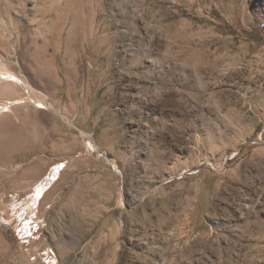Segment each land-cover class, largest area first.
<instances>
[{
	"label": "rangeland",
	"instance_id": "1",
	"mask_svg": "<svg viewBox=\"0 0 264 264\" xmlns=\"http://www.w3.org/2000/svg\"><path fill=\"white\" fill-rule=\"evenodd\" d=\"M0 264H264V0H0Z\"/></svg>",
	"mask_w": 264,
	"mask_h": 264
},
{
	"label": "bare ground",
	"instance_id": "2",
	"mask_svg": "<svg viewBox=\"0 0 264 264\" xmlns=\"http://www.w3.org/2000/svg\"><path fill=\"white\" fill-rule=\"evenodd\" d=\"M200 58V57H199ZM203 60V59H202ZM186 62V61H185ZM186 63H188V62H186ZM208 64V63H207ZM5 73H10V74H13L12 72H10L9 70H6L5 71ZM16 75H14V77H15ZM56 168H58V167H56ZM54 170V169H53ZM58 170H60V169H58ZM57 171V170H56ZM49 182H50V180H49ZM33 188H34V190H33V192H32V196H33V203L34 204H36L37 202H38V200H39V198L41 197H43V194H45L46 192H44L45 191V184L44 183H42V182H39L38 181V183L37 182H35V184L33 185ZM31 192V191H30ZM46 195V194H45ZM40 198V199H41ZM31 199V198H30ZM39 204H40V200H39ZM37 208V207H36ZM26 227V226H25ZM32 229V228H31ZM32 231V230H31ZM31 235V234H30Z\"/></svg>",
	"mask_w": 264,
	"mask_h": 264
}]
</instances>
